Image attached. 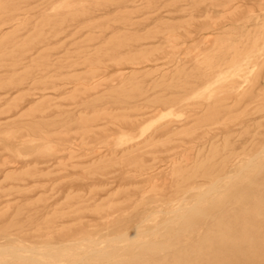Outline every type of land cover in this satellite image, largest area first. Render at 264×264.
Wrapping results in <instances>:
<instances>
[{
  "label": "rangeland",
  "instance_id": "374dc122",
  "mask_svg": "<svg viewBox=\"0 0 264 264\" xmlns=\"http://www.w3.org/2000/svg\"><path fill=\"white\" fill-rule=\"evenodd\" d=\"M260 185L264 0H0V264H264Z\"/></svg>",
  "mask_w": 264,
  "mask_h": 264
},
{
  "label": "bare ground",
  "instance_id": "6f19581e",
  "mask_svg": "<svg viewBox=\"0 0 264 264\" xmlns=\"http://www.w3.org/2000/svg\"><path fill=\"white\" fill-rule=\"evenodd\" d=\"M251 163H252V161H251ZM261 186V185H260ZM258 187L256 190H255V192L253 193V195L251 196V197H254L255 198V203H256V205L255 206H259V203H262V202H264L263 200H264V186L262 187ZM251 197L250 198H246V200H245V203L248 205V206H246V208L247 207H250L249 206V204H250V202L251 201H249V200H251ZM203 198H204V196H203ZM249 203V204H248ZM254 204V203H253ZM252 204V205H253ZM262 207V206H261ZM193 209V208H192ZM260 208H257V210L256 209H254L256 212L259 210ZM246 211H247V209H245ZM248 212H249V209H248ZM247 213V212H246ZM246 213H244V215H240V217L242 216V218L244 219L245 217L247 218V215L248 214H246ZM250 216V215H249ZM254 217V215L252 216V218ZM249 218V217H248ZM247 218V219H248ZM252 218H250V219H252ZM246 219V220H247ZM248 221V220H247ZM261 221V220H260ZM252 222H253V220H252ZM246 223V222H245ZM250 223H251V220H250ZM250 223H249V225H250ZM257 224H259V222L257 223ZM257 224H256V226H257ZM247 225V224H246ZM253 226V225H252ZM247 227V226H246ZM245 227V236H246V238H247V235L250 233V235L251 234H253L254 232H250V231H252L251 229H249V230H247V228ZM260 227H262V226H260ZM253 228H256L257 229V227H253ZM261 229V228H260ZM258 230V229H257ZM262 231H264L263 230V227H262V229H261ZM253 231H255V230H253ZM256 232H259V231H256ZM255 232V233H256ZM244 233V232H243ZM254 233V235L256 236V234ZM260 233V232H259ZM262 233V232H261ZM243 235V234H242ZM253 235V236H254ZM252 236V235H251ZM262 236V235H261ZM241 238H243L242 236H241ZM249 238H251V237H248V239H244L245 240V242L246 241H248V242H251L252 240H249ZM255 238L256 237H254V240H255ZM260 240H263V239H260ZM257 241H259V240H257ZM247 243V242H246ZM255 243V242H254ZM257 243V242H256ZM248 245H250V244H248ZM257 248V247H256ZM4 249V248H3ZM20 249V248H19ZM33 250V249H32ZM48 251H49V249H48ZM60 252V251H59ZM16 256V255H15ZM34 256V255H33ZM217 256V255H216ZM14 258V257H13ZM18 260V259H17ZM29 261V260H28Z\"/></svg>",
  "mask_w": 264,
  "mask_h": 264
}]
</instances>
